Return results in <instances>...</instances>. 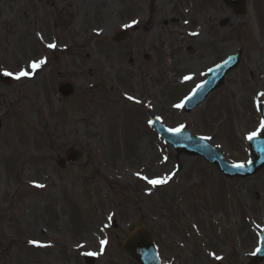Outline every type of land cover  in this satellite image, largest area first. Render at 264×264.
<instances>
[{"label": "rangeland", "instance_id": "obj_1", "mask_svg": "<svg viewBox=\"0 0 264 264\" xmlns=\"http://www.w3.org/2000/svg\"><path fill=\"white\" fill-rule=\"evenodd\" d=\"M2 2L0 71L15 77L0 83V209L11 249L5 261L83 264L94 253L95 264H135L118 243L142 216L163 263L247 264L264 233V169L224 178L200 157L176 154L142 121L156 116L170 130L203 137L229 163L251 161L246 137L262 131L264 5L256 13L259 28L242 33L237 69L185 113L180 102L205 74L164 66L153 87L141 72V45L133 68L126 50L105 39L108 33L78 54L64 53L72 41L50 18L38 26L37 46L29 26H17V1ZM90 67L96 76H87ZM21 70L28 74L18 78ZM63 80L74 86L68 100L56 91ZM68 148L80 150L82 159L61 169L56 161Z\"/></svg>", "mask_w": 264, "mask_h": 264}, {"label": "flooded vegetation", "instance_id": "obj_2", "mask_svg": "<svg viewBox=\"0 0 264 264\" xmlns=\"http://www.w3.org/2000/svg\"><path fill=\"white\" fill-rule=\"evenodd\" d=\"M16 1L17 26L22 28L28 25L37 46L42 45L39 32H36L38 26L44 19L49 18L56 24L55 28L64 30L72 41L71 50L68 51L66 47L67 51H61L64 53L71 54L72 51L78 54V50L91 48L92 44L100 42L104 33H108L104 35L105 39L126 50V63L133 68L135 58H139L137 49L141 45L144 50L141 60L145 65L142 70L137 67L134 71L140 73L139 70H144L153 87L155 76H164V66H190L192 70L206 75L209 67L220 63L231 54V44L235 49L242 48V33L259 28L256 13L264 5V0H241L240 6L235 10L230 6L229 0ZM0 2L3 4L2 0ZM41 4L52 12L45 13ZM2 11L0 10V16ZM85 33L86 40V36L83 37ZM133 34L141 41L133 42ZM91 54H85V58L90 59ZM116 54L114 51V57ZM142 63L138 61L137 65ZM93 69L90 67L86 71L87 76L97 75ZM183 75L192 76L190 72ZM73 95L64 99L68 100ZM6 115L7 111L3 117ZM142 122L147 133L152 130L154 136H157L149 120ZM140 128L143 129L142 125ZM2 167L4 169V163L0 165V173ZM3 212L0 209V264H9L5 259L11 249L7 248L6 218L1 215Z\"/></svg>", "mask_w": 264, "mask_h": 264}, {"label": "water", "instance_id": "obj_3", "mask_svg": "<svg viewBox=\"0 0 264 264\" xmlns=\"http://www.w3.org/2000/svg\"><path fill=\"white\" fill-rule=\"evenodd\" d=\"M229 1L233 7L238 6L240 3L239 0ZM240 57L241 50H238L226 58L222 63L210 68L205 80L198 84L191 94L182 101L183 112H191L209 93L219 88L224 81L225 75L237 67ZM0 82L10 84V75L0 73ZM58 92L63 97H67L72 94L73 89L70 84L63 83L58 87ZM260 114L262 124H264V104L260 106ZM151 125L165 143L170 145L177 154L184 153L189 156H199L206 162L215 165L224 177L246 178L264 168V127L262 135H252L251 139H249V137L247 138L249 152L253 160L245 166L240 165L237 167V165L226 162L219 150L212 147L203 138L193 136L187 129L169 131L155 118L151 119ZM80 158V152L69 150L64 159H59L57 161V165L63 168L65 161L76 163ZM258 237L260 245L248 264H256L264 260V234L260 232ZM119 249L127 254L136 264H162L151 240L150 233L143 224L142 219H140L136 226L121 240ZM84 264H94L93 255H86L84 257Z\"/></svg>", "mask_w": 264, "mask_h": 264}, {"label": "snow or ice", "instance_id": "obj_4", "mask_svg": "<svg viewBox=\"0 0 264 264\" xmlns=\"http://www.w3.org/2000/svg\"><path fill=\"white\" fill-rule=\"evenodd\" d=\"M133 23H135V21H133ZM49 47H55V45H49ZM43 63V61H39V62H33L32 64H31V67L32 68H37V67H39L40 66V64H42ZM6 74H8V75H12V73H6ZM28 73L27 72H25L24 70H21L19 73H18V78H19V76H25V75H27ZM186 79H187V77H186ZM262 95H264V94H262ZM178 107H179V105H177ZM262 127H264V124H262ZM170 131H179V129H171ZM252 135H255V133H253ZM252 138V136H249V139H251ZM240 165H237V167H239ZM139 175V174H138ZM145 179H147V178H145ZM163 181H160V180H153V181H150V183H153V184H158V183H162ZM41 187H42V185H41ZM101 243L103 244L104 243V241H101ZM94 254V253H93Z\"/></svg>", "mask_w": 264, "mask_h": 264}]
</instances>
